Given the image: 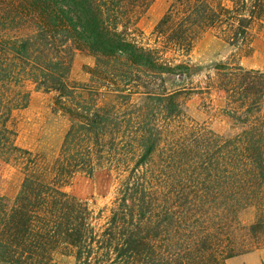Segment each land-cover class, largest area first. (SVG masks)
I'll use <instances>...</instances> for the list:
<instances>
[{
    "label": "trees",
    "instance_id": "1",
    "mask_svg": "<svg viewBox=\"0 0 264 264\" xmlns=\"http://www.w3.org/2000/svg\"><path fill=\"white\" fill-rule=\"evenodd\" d=\"M152 1L0 0V184L7 162L23 163L16 196L0 193V263L57 264L69 253L73 264H224L264 245V74L216 64L227 135L185 118L181 91L164 81L190 72L205 29L246 47L264 0H169L150 46L135 31ZM78 49L95 60L88 84L69 77ZM25 82L54 93L69 122L49 168L8 127L27 105ZM101 170L118 180L104 217L62 188ZM250 207L259 212L245 226Z\"/></svg>",
    "mask_w": 264,
    "mask_h": 264
},
{
    "label": "rangeland",
    "instance_id": "2",
    "mask_svg": "<svg viewBox=\"0 0 264 264\" xmlns=\"http://www.w3.org/2000/svg\"><path fill=\"white\" fill-rule=\"evenodd\" d=\"M168 3L169 0H153L142 13L135 32L140 34L139 38L143 44L154 46L156 37L153 30L165 13ZM176 54L167 52L165 56L174 57ZM176 58L185 60L184 57ZM189 60L192 66L190 72L183 78L165 76V88L181 91L178 101L185 118L206 125L219 135H227L231 132V124L225 111L227 100L218 85L220 76L215 67L219 62H224L228 67L239 65L246 70H257L264 74V19L253 25L249 43L243 48H233L222 40L216 30L205 29L197 35ZM94 61L90 52L75 50L69 76L71 81L88 84L89 71L94 66ZM151 81L150 88L154 92H161L160 80ZM21 90L28 94L27 105L12 112L8 127L15 133L16 146L37 154L42 168H49L68 129V119L56 110L54 93L38 91L29 82L22 84ZM101 97L102 104L113 101L110 95ZM141 98L134 95L131 101L140 103ZM22 168L23 163L17 159H12L4 165L0 193L8 199H13L20 190L23 180ZM117 183L114 174L101 170L91 177L77 174L63 183L62 188L69 194L86 200L93 211L103 210L104 217L111 206ZM258 212L253 207L244 210L240 214L241 223L245 226L252 224ZM53 259L57 264L74 263V258L69 253L55 254ZM224 264H264V245L228 259Z\"/></svg>",
    "mask_w": 264,
    "mask_h": 264
}]
</instances>
